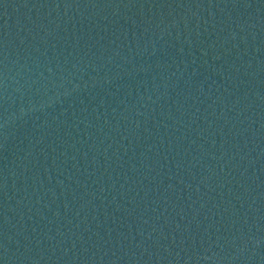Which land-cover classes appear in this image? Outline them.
Here are the masks:
<instances>
[{"label":"water","instance_id":"1","mask_svg":"<svg viewBox=\"0 0 264 264\" xmlns=\"http://www.w3.org/2000/svg\"><path fill=\"white\" fill-rule=\"evenodd\" d=\"M0 264H264V0H0Z\"/></svg>","mask_w":264,"mask_h":264}]
</instances>
